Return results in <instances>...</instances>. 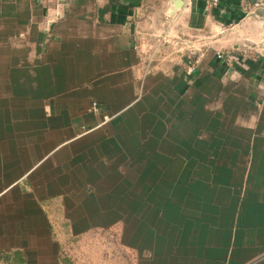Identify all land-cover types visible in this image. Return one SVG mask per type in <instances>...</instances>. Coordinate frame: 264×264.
<instances>
[{"label":"crops","instance_id":"obj_1","mask_svg":"<svg viewBox=\"0 0 264 264\" xmlns=\"http://www.w3.org/2000/svg\"><path fill=\"white\" fill-rule=\"evenodd\" d=\"M0 264H264V5L0 0Z\"/></svg>","mask_w":264,"mask_h":264},{"label":"built area","instance_id":"obj_2","mask_svg":"<svg viewBox=\"0 0 264 264\" xmlns=\"http://www.w3.org/2000/svg\"><path fill=\"white\" fill-rule=\"evenodd\" d=\"M211 2H215L216 0H210ZM252 5L253 6H262V5H264V0H252ZM245 11V10H244ZM157 47H158V43H157V41L154 43V45L152 46V50L147 54V56H146V58H145V60H144V65H143V71H144V73H146L147 72V70H148V67H149V65H150V63L153 61V54H154V52H155V50L157 49ZM139 48V47H138ZM221 55V53H217L216 54V56H220ZM228 59H232L233 58V56L232 55H227L226 56ZM192 70V66L190 65V64H188V66H187V68H186V71L189 73L190 71ZM90 107H91V109L92 110H95L96 111V109H97V104H96V102H91L90 103ZM108 115H106V114H103L102 115V118H101V122H105L106 120H108Z\"/></svg>","mask_w":264,"mask_h":264},{"label":"water","instance_id":"obj_3","mask_svg":"<svg viewBox=\"0 0 264 264\" xmlns=\"http://www.w3.org/2000/svg\"><path fill=\"white\" fill-rule=\"evenodd\" d=\"M178 5V1L176 3V1H173V7H176Z\"/></svg>","mask_w":264,"mask_h":264}]
</instances>
